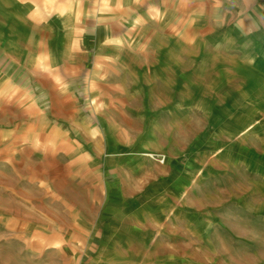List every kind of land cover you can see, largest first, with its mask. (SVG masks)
Listing matches in <instances>:
<instances>
[{"label":"crops","instance_id":"obj_1","mask_svg":"<svg viewBox=\"0 0 264 264\" xmlns=\"http://www.w3.org/2000/svg\"><path fill=\"white\" fill-rule=\"evenodd\" d=\"M232 79H239L233 93L224 90ZM160 92L182 93L183 99ZM192 93L206 117L214 97V109L229 125L264 121V0H0V214L9 220L15 213L43 230L47 214H59L49 208L58 204L48 205L49 190L63 183L48 176L68 164L48 144L59 134L72 146L71 164L85 156L64 134L63 121L83 127L95 152L99 137L86 121L104 125L110 148L114 121L141 122L130 151L151 156L158 144L155 121H191ZM159 154L166 163V151ZM172 157L173 166L147 177L168 203L193 176L178 155ZM32 166L39 180L20 186L35 197L16 199V169ZM132 183L128 178L125 187ZM113 184L105 180L110 201L100 218L103 232L99 238L94 232L85 257L58 249L31 254L28 264H198L191 255L207 254L201 232L191 229V214L139 213L133 208L140 202L134 206Z\"/></svg>","mask_w":264,"mask_h":264},{"label":"rangeland","instance_id":"obj_2","mask_svg":"<svg viewBox=\"0 0 264 264\" xmlns=\"http://www.w3.org/2000/svg\"><path fill=\"white\" fill-rule=\"evenodd\" d=\"M238 82L239 79L230 80L224 90L233 93ZM158 95L172 97L179 103L183 99L182 93L160 92ZM198 99V95L191 94V121H155L158 144H155V151H149L151 156L145 153L132 155L130 151L143 131L141 122L114 121L118 127L110 148L105 141L104 125L99 121H86V127L95 128L99 137L96 151L100 152H95L96 148L81 131L83 127L72 128L63 121L60 126L64 134L73 139L74 146L84 150L85 156L79 158L77 165L71 164L73 158L69 153L72 146L59 134L56 135L57 142L48 144L49 152L61 151L60 160L68 164L48 176L50 181H55L54 177L58 176L60 180L56 181L63 183V189L49 190L52 195H49L48 205L51 201L58 203L49 205V208H55L59 214H47L45 230L39 223L24 221L15 213L9 220L0 214V264H28L27 258L31 254L58 249L65 251L67 248L68 256L80 254L85 257L88 245L94 240V232L98 238L103 232L100 218L110 201L104 189L105 180L117 185L134 206L140 202L133 208L139 213L191 214V229L193 233L201 232L207 251L206 255L202 254V260L198 257L201 253L192 254L193 262L264 264V121H238L236 125H229L226 116L214 109L217 98L207 101L209 106L212 105L207 117L200 110ZM170 134L173 135L172 141ZM122 149L128 151L122 153ZM160 149L166 151V163L161 160ZM219 152L224 155L217 159ZM174 155H178V164L191 167L193 176L191 186L181 190L176 201L168 203L155 194V180L147 177L152 176L156 168L164 170V166L172 165ZM48 159L52 164L53 159ZM92 160L96 167L89 171ZM50 166L54 168L55 164ZM16 170L12 186L14 197H35L28 195L26 191L29 190H22L20 185L29 187L39 180V174L33 166L17 167ZM201 171L206 176L199 177ZM128 178L133 182L132 187H125ZM76 181L79 182L77 186ZM60 193L62 200L59 199ZM34 205L41 207L39 200ZM134 212L129 210L127 213ZM221 218L222 221L216 222Z\"/></svg>","mask_w":264,"mask_h":264},{"label":"bare ground","instance_id":"obj_3","mask_svg":"<svg viewBox=\"0 0 264 264\" xmlns=\"http://www.w3.org/2000/svg\"><path fill=\"white\" fill-rule=\"evenodd\" d=\"M161 160H162V161L164 160V157H163V156H161Z\"/></svg>","mask_w":264,"mask_h":264}]
</instances>
